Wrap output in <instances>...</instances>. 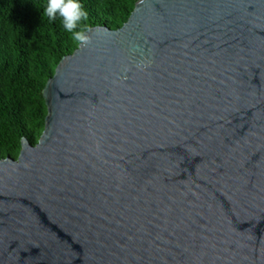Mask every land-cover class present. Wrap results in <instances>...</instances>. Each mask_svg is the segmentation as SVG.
Wrapping results in <instances>:
<instances>
[{"label": "water", "instance_id": "95a60500", "mask_svg": "<svg viewBox=\"0 0 264 264\" xmlns=\"http://www.w3.org/2000/svg\"><path fill=\"white\" fill-rule=\"evenodd\" d=\"M87 34L0 160V264H264V0H139Z\"/></svg>", "mask_w": 264, "mask_h": 264}, {"label": "trees", "instance_id": "16d2710c", "mask_svg": "<svg viewBox=\"0 0 264 264\" xmlns=\"http://www.w3.org/2000/svg\"><path fill=\"white\" fill-rule=\"evenodd\" d=\"M139 0H80L91 28L119 29ZM47 0H0V160L16 159L25 139L36 145L47 109L46 82L60 60L78 47L57 16L44 15Z\"/></svg>", "mask_w": 264, "mask_h": 264}, {"label": "clouds", "instance_id": "9594fccd", "mask_svg": "<svg viewBox=\"0 0 264 264\" xmlns=\"http://www.w3.org/2000/svg\"><path fill=\"white\" fill-rule=\"evenodd\" d=\"M44 15L51 20L59 16L69 38L78 46L91 43L88 13L80 0H47Z\"/></svg>", "mask_w": 264, "mask_h": 264}]
</instances>
